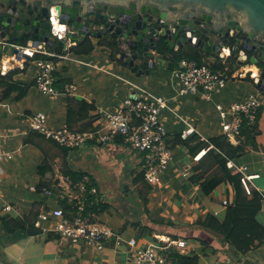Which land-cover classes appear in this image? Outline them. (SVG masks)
<instances>
[{"label":"crops","instance_id":"1","mask_svg":"<svg viewBox=\"0 0 264 264\" xmlns=\"http://www.w3.org/2000/svg\"><path fill=\"white\" fill-rule=\"evenodd\" d=\"M84 38L81 36L78 42H70L69 47H76ZM91 40L95 45L91 54L77 55L74 49L73 52L68 50L63 54L69 59L58 63L56 86L62 88L67 84L74 85L77 90L72 97L51 98L42 94L34 82L37 73L34 60L7 56L0 61L1 68L7 74L18 71L13 80L26 88V93L20 98L18 93H13L10 98L3 99L4 88L0 87V151L15 154L14 159L4 162L0 170V207L4 204L12 207L10 213L0 210V264H135L134 253L127 246L131 239H136L140 247L159 244V240H183L187 247L180 252L181 255L197 254L200 256V264H230L233 257H236V263L240 259L247 260V254H235L216 233L198 224L207 215L220 220L225 217L224 201L228 200L229 188L221 185L210 196H204L200 183L193 182L191 177L194 175L192 166L205 152L194 159L185 146L177 144L173 147L172 142L179 135L186 138L193 132L202 140L224 135V131L222 133L219 128L212 127L209 116L214 110L219 112L218 105L228 109L231 104L243 102L253 95L244 96L241 92L244 87L254 83L248 72H253L255 76L258 74L257 68L251 66L235 70L234 58L228 61L229 58L225 60L212 54L208 59L210 65L221 60L225 66L224 72L237 77L233 78L229 87L226 86L210 100L203 96L180 95L186 98L180 101L181 97L168 98L162 94L169 84L165 83L159 68L158 62L164 58L158 52L154 53V72L138 74V71H133V68L118 58L113 60L111 50L99 45V39ZM45 49L50 51L48 47ZM50 52L56 53L54 50ZM163 63L169 65L167 60ZM135 86L165 98L168 108L162 113L168 110L176 118L175 121L167 116L163 118L173 160L160 184L152 187L148 196L145 195L143 210L137 204L139 201L143 204L140 192L146 193V190L143 184L136 183L142 172V162L140 155L126 145L123 139H114L109 144L90 142L79 150H70L65 156L64 148L31 132L29 121L33 115L44 113L49 128L55 130L67 126V102L69 98H74L94 107L89 117L94 121L95 129L102 126L104 115L118 111L127 98L137 94ZM249 124L256 127L253 133L255 146L233 164L247 168L246 173L252 177L253 188L263 196L258 221L264 226L263 106L256 121ZM220 127L222 129L221 122ZM29 138L32 141L27 143ZM41 165L48 166L49 171L43 174L47 169H40ZM67 173L88 176L93 180L100 190L103 204L108 206L101 217L105 216L108 221L116 220L120 232L115 233L127 243L120 245L116 238H111L102 251H97L86 246H72L55 233L41 230L40 234L30 235L22 230H6L2 218L23 220L35 213L62 207L58 195L46 197L34 192L32 188L47 184L48 188L55 189L56 178ZM137 193L138 197L130 198ZM111 205L120 208L114 216L110 214ZM226 255L230 259L228 262L223 259Z\"/></svg>","mask_w":264,"mask_h":264},{"label":"built area","instance_id":"2","mask_svg":"<svg viewBox=\"0 0 264 264\" xmlns=\"http://www.w3.org/2000/svg\"><path fill=\"white\" fill-rule=\"evenodd\" d=\"M49 20L52 24L53 38L64 40L69 27L60 23L58 11L54 6L49 10ZM57 24L60 25L59 28ZM28 46H17L20 52L17 56L35 61L37 73L34 82L38 90L51 98L74 96L77 90L74 85L67 84L62 88L56 86L55 74L58 63L69 59L68 56L47 51L45 45H40L38 48L32 47L31 44ZM36 54H42L51 59L35 60ZM220 54H223V57ZM217 56L226 60L231 53L228 48H224ZM2 68L0 65V75H7ZM173 76L179 82L177 90L180 95L203 96L208 100L226 88L228 78L237 77L234 74L229 75L227 71H214L207 65L200 66L188 59L181 60ZM248 76L253 77L255 81L258 74L254 76L253 72H248ZM240 77L241 75L238 76ZM135 89L137 94L127 98L116 113L104 115L102 126L98 128L79 131L64 126L54 130L47 125V116L44 113H37L29 119L30 131L40 133L61 147L71 150H79L90 142L109 144L114 139L121 138L126 145L140 155L146 182L152 187L158 186L173 160L172 150L167 143L168 133L161 122V113L168 108L167 100L151 94L144 88L135 86ZM261 95L264 97L262 92L258 95H250L243 102L231 104L228 109L218 105L221 126L231 144H238V137L241 135L245 121L250 123L256 121L258 112L262 108ZM14 156L13 152L1 150L0 170L1 165L13 160ZM229 167H235L240 171L243 176V186L250 195L251 190L255 188L252 186V177L246 173L247 168L236 166L232 162L229 163ZM56 180L58 182L54 188L58 189L56 193L58 199L63 204L70 205L71 211L66 212L64 206L42 211L34 222L35 228L45 233H55L72 246H86L97 251H102L111 238H116L120 245L127 243L101 221L103 198L90 177L84 176L83 179L75 181L70 176L60 175ZM32 190L37 193V188L33 187ZM41 194L50 197L54 192L52 189L44 188ZM227 205L228 201L225 200L224 206ZM0 210L10 213L12 207L4 204ZM158 243L140 247L136 239H131L127 246L134 253L135 264H181L177 255L186 249L185 241L168 239L167 241L159 240Z\"/></svg>","mask_w":264,"mask_h":264},{"label":"water","instance_id":"3","mask_svg":"<svg viewBox=\"0 0 264 264\" xmlns=\"http://www.w3.org/2000/svg\"><path fill=\"white\" fill-rule=\"evenodd\" d=\"M53 6L69 27L64 40L51 33ZM81 36L103 41L138 74L154 72L161 40L215 56L228 48L235 70L257 68L253 81L264 94V0H0V61L25 43L73 52L69 43Z\"/></svg>","mask_w":264,"mask_h":264},{"label":"trees","instance_id":"4","mask_svg":"<svg viewBox=\"0 0 264 264\" xmlns=\"http://www.w3.org/2000/svg\"><path fill=\"white\" fill-rule=\"evenodd\" d=\"M35 39H37V37L34 36L30 40ZM104 44L105 43L100 40L99 45L103 46ZM24 46H27V43H25ZM73 49L74 53L77 55H89L95 50V45L90 37H85ZM49 50L52 51L51 48H49ZM158 53L168 61L171 70L179 68V63L183 59L195 61L200 66L207 65L214 71H224L225 69V66L221 64V60H217L216 63L212 65L209 64L208 59L212 56V52L208 51L204 53L192 46H186L175 50V44L167 40H161L158 46ZM110 56L113 60H116L117 53L114 49H111ZM35 59L50 60L51 58L42 54H36ZM228 61H233V58L228 59ZM133 71H138V68H133ZM17 73L18 71L15 70L9 72L5 76L0 75V87L4 88L3 99L10 98L13 93H18V97L20 98L26 93V88H23L13 80V77ZM92 110H94L93 106L74 98H69L67 102V126L79 131L94 129V121L89 117V113ZM255 131L256 127L251 126L248 121H245L241 129V135L238 137L237 145L231 144L225 135L202 140L195 132L186 138L179 135L174 139V142H172L173 147L177 144L185 146L194 159L202 152H205L204 156L198 161H195L192 166L194 175L191 177L193 182L200 183V190L204 196H210L221 185H226L229 188L225 217L220 220L213 215H207L202 220H199L198 224L216 233L222 242L232 248L235 254L242 255L248 254L264 243V226L258 221V215L263 206V196L256 189H252L249 195L243 186L242 174L237 168L229 167V163H236L244 154L255 146V137H253ZM34 133L47 139L40 133ZM31 141L32 139L30 138L26 140L27 143ZM51 142L60 148H64L54 141ZM167 143L169 144L168 138ZM64 150L66 152L65 156H67V153L71 149L64 148ZM40 169H47L43 171V174L49 171L48 166L45 165H41ZM65 176H70L75 181L83 177V175L77 176L72 173H67ZM57 182L58 180H55V183ZM136 183L144 185L146 193H140L141 196H143V200L146 202L145 195H149L152 186L146 182L143 172L138 175ZM46 185L47 184H41V186L37 188V193L41 194L42 189L49 187V185ZM52 190L54 194L58 192V189L52 188ZM232 195L234 196L233 198ZM63 206L66 212L71 211L70 205L68 206L64 203ZM107 207V205H101V211L104 212ZM38 214L39 213H35L33 216H28L23 220L12 219L10 217L2 218L1 220L8 232L22 230L30 235H37L41 233V230L34 226ZM177 257L181 264H200V256L197 254H178Z\"/></svg>","mask_w":264,"mask_h":264},{"label":"rangeland","instance_id":"5","mask_svg":"<svg viewBox=\"0 0 264 264\" xmlns=\"http://www.w3.org/2000/svg\"><path fill=\"white\" fill-rule=\"evenodd\" d=\"M175 50H177V49L175 48ZM163 61L166 62L165 59H162L160 62H158V65H159V68H161V70H162V74L164 75V81H165V83L168 82L169 85H167L168 89L166 91H164L162 94H163V96H166L168 98H175V97H177L179 99L181 96L179 94V91L176 88V86L179 85V82L177 80H175L174 79V76H173V73H174L175 70H171L169 68V65H165L163 63ZM231 82H233V79L232 78H228V80H227V87H229V85L231 84ZM140 84H142V83H140ZM143 86H144V84H143ZM160 86H161V84H160ZM244 88L245 89L243 90V92H241L244 96H247V95H249L251 93H253L254 95H258L259 94L258 88H257V86L254 83H252L251 86H247V87H244ZM260 97H261L262 106L264 108V97L262 95ZM185 99L186 98L181 97L180 98V101L181 100H185ZM180 101H179L178 104H180ZM116 112L117 111L113 112L112 114H114ZM166 116L169 117V119L171 121L172 120H174V121L176 120L175 116L171 112H169L168 110H165L162 113V115H161V122L162 123H163V118L166 117ZM209 117H210V119H212V124H211L212 127L219 128L220 132H222L223 131L222 130L223 127H222V129L220 127V122L221 121H220V114H219V112H217L216 110H214L212 112V115H210ZM229 121H230V119H229ZM110 193L113 194V192H110ZM29 195H31V194H29ZM56 196H57V194L54 195V197H56ZM136 197H138V193H137L136 196L133 195L130 198H136ZM141 197L142 198H140V199L143 201V196H141ZM145 203H146L145 201L143 202V204H142V202L140 203V201H139V203L137 204L138 205L137 207H139V208H141L143 210L145 208ZM119 211H120V208L118 206H115V205H111L110 206V214H112L113 216H114V214L118 213ZM101 214H100V219H101V221L104 224L110 226L114 230V232H116V233L120 232V230L118 229L119 227H118V223H117L116 220L108 221V219L105 216L102 215V217H101ZM136 218H137V216L135 217V219ZM228 256L231 257L232 255L229 254ZM228 256L226 255L225 258H223V259H226L227 260L226 262L230 261V259L228 258ZM246 258H247V260H244V259L241 260L240 259L236 263V257H233L232 260L230 261V264H232V262H234V261H235V264H264V243L262 245H260L259 247H257L256 249L252 250L249 254H247L246 255ZM219 260H222V259H219Z\"/></svg>","mask_w":264,"mask_h":264},{"label":"flooded vegetation","instance_id":"6","mask_svg":"<svg viewBox=\"0 0 264 264\" xmlns=\"http://www.w3.org/2000/svg\"><path fill=\"white\" fill-rule=\"evenodd\" d=\"M147 3H149V2H147ZM167 7H168V5H167ZM154 24H155V23H154ZM164 28H166V27L163 25V29H164ZM166 29H168V28H166Z\"/></svg>","mask_w":264,"mask_h":264},{"label":"bare ground","instance_id":"7","mask_svg":"<svg viewBox=\"0 0 264 264\" xmlns=\"http://www.w3.org/2000/svg\"><path fill=\"white\" fill-rule=\"evenodd\" d=\"M57 27L59 28V27H60V25H59V24H57ZM61 28H63V27H61ZM61 28H60V29H61ZM62 30H63V29H62Z\"/></svg>","mask_w":264,"mask_h":264},{"label":"clouds","instance_id":"8","mask_svg":"<svg viewBox=\"0 0 264 264\" xmlns=\"http://www.w3.org/2000/svg\"><path fill=\"white\" fill-rule=\"evenodd\" d=\"M28 46V45H27Z\"/></svg>","mask_w":264,"mask_h":264}]
</instances>
